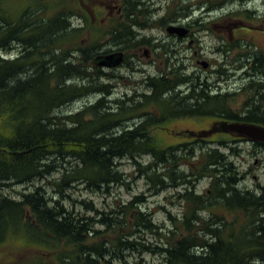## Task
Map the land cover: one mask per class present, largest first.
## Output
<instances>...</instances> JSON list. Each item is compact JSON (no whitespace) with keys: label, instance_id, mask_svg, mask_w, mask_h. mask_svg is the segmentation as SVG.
<instances>
[{"label":"trees","instance_id":"16d2710c","mask_svg":"<svg viewBox=\"0 0 264 264\" xmlns=\"http://www.w3.org/2000/svg\"><path fill=\"white\" fill-rule=\"evenodd\" d=\"M5 5L6 2L0 0V49L13 45L29 47L31 50L57 48L58 45L66 48L71 41L74 33L67 27L68 15L64 12H51L58 7V2L51 4L50 0H25L20 7L11 9H5ZM252 13L246 10L222 12L220 17L233 20L232 25L240 23L245 25L246 21H252L249 23L250 26L263 30L264 17L257 13L252 17ZM174 14L176 17L188 15L187 12H174ZM148 18L146 12L127 13L128 24L132 23V25L145 24ZM192 23L209 31L214 24L199 20H193ZM123 34L122 41L134 40V32L128 27ZM101 40L102 36L90 41L83 49L93 51L96 56L105 54V42H100ZM246 47L247 43L229 38L223 39L225 74L228 68L233 69L235 59L239 58L253 64L252 71L255 75L262 72L256 65L258 54L249 51ZM126 48L132 49L127 45ZM241 50L245 52L241 53ZM65 51L67 49H64V53ZM233 51L239 52L231 58ZM43 67L38 64L36 57L27 56V53H22L14 61L0 59V186L6 181H9L7 185L14 183L23 186L27 185L26 181L47 179L45 172L48 171V166L42 165L40 161L48 154L56 156L55 160L60 158L65 162L64 165L55 166L51 171L59 173L57 180L47 183L51 184L53 191L60 196L59 199L42 186L36 187L35 190L29 189L28 192L15 191L16 196H6L0 188V248L8 243L13 246L11 247L13 251L17 250L15 253H9L11 257L6 264L85 263V260L79 263L76 261L85 254L84 249H96L102 246L105 240L103 237H96L95 243L90 244L91 238L88 240L80 231L72 229L70 216L66 214L67 209L64 207L66 203H71L69 192L73 186L79 184L90 191L105 190L110 185L123 184V174L119 167L123 160L133 163L137 172L146 178L149 185L155 181L164 187V179L169 178L173 187L184 184L187 186L183 194L178 195L185 206L181 221L174 222L170 228L154 223L150 216L146 217L144 213L134 209L135 204L140 200L138 197H133L123 207L126 222L109 226L117 233L124 232L126 239L130 240L136 239L135 235L138 234L139 227L147 228L148 232L145 235H151L157 244L153 246L143 244V249L163 254L165 264H250L251 261L264 264V222L262 219H257L264 218V186H261L262 191L259 195H252V201H247L252 203L250 207L233 206L243 214L244 218L234 213L232 206L228 205L234 197L240 200L247 198L249 192L243 193L237 188L228 189L229 197L222 199L226 205L218 202L217 199L211 200L217 192L215 186L217 180L213 181L209 176L216 177L218 159L226 158L219 148L200 146L199 149L195 144L201 143L200 140L169 145L159 136L158 131L154 129L150 132L143 131L144 127L152 128L157 123L168 122L176 117H200L205 115V112L190 109L156 113L149 110L144 113L149 119L132 132H125L124 137L115 140L97 139L94 137L96 134L104 133L109 123L124 116L126 112H131L130 109L121 103L120 113L110 114L104 99L101 98L76 113L59 114L57 111L63 104L71 101L70 99L86 96L94 89L91 85L67 84L71 74L83 79L90 78L89 66L83 65L80 61L78 66L73 65L72 62L63 63L62 69L68 76L57 79L49 75L52 71L41 75ZM37 68L38 72L33 71ZM46 75L48 77L45 79ZM250 78L247 79L249 86L246 88L250 89L249 98L253 101L257 93H264V87L257 79ZM149 87L151 91L152 85ZM68 94L71 96L68 97ZM152 100L151 96L146 97L144 104H152ZM232 102H234L232 95L227 94L222 97V104L230 106ZM255 104L264 105V98L255 101ZM223 115L225 118L238 117L231 114L226 106ZM243 115L242 118L245 120L264 123L263 108H255ZM217 144L225 147L221 141H217ZM185 146L191 147L188 156L176 154L175 150ZM143 155H149L151 162L146 165L137 162ZM180 164L184 165L183 171L176 175L175 170ZM234 175L235 173L230 169V173L223 177L221 184L230 186L235 178ZM204 177L210 178L212 192L209 194L206 190L203 192L195 190L196 183ZM176 178L178 180L174 182ZM45 193L50 196L51 202H48ZM81 203L85 202L81 201ZM84 206L92 210L89 203ZM209 209V213L218 216L220 222H224L221 220L226 212L234 213L235 217L242 218L243 221L219 224L220 228L222 227L221 231L211 228L209 232L213 238L208 242L205 239L203 224L205 222L200 215ZM103 234L100 230H96V235ZM23 235L25 239L19 238ZM144 241L147 242V239L144 238ZM133 244L134 241L129 242L128 247H133ZM194 247L202 249L198 255L192 252ZM116 249V246L110 247L108 256L116 252Z\"/></svg>","mask_w":264,"mask_h":264},{"label":"bare ground","instance_id":"6f19581e","mask_svg":"<svg viewBox=\"0 0 264 264\" xmlns=\"http://www.w3.org/2000/svg\"><path fill=\"white\" fill-rule=\"evenodd\" d=\"M208 1V0H207ZM130 7H135V3L136 4H140V2H138V0H128ZM135 2V3H134ZM228 4L223 2V5L221 6V9L225 10V11H229L227 9ZM240 10H232L231 12H239ZM230 12V11H229ZM262 17H264V15H262ZM124 44H126L129 47H132V49L130 50L131 54L127 55V59L126 62L128 64V66L126 67V72L129 76L134 77V75H138L139 76V72L135 69V66L130 64V58L132 57L133 53L135 52L134 49H138L141 50L145 47L144 43L136 41V40H132L131 42H126V41H122ZM15 47L19 48V53L18 51L15 49ZM63 54H64V58L60 55L59 53V49L56 47H49L47 48H33L31 50V48L27 47V48H22L20 46L17 45H13L11 47H8L6 49H0V59L2 60H10V61H14L16 59L19 58V56L22 53H27L28 55L34 56L38 59V64H41L43 67V69L41 70V75H45L47 72L52 71L49 75H52L51 77H55L57 78H63V77H67L68 74L63 71V69L61 68L63 63L66 62H72L73 65L78 66L79 65V61L83 63V65L85 66H89L88 71L90 72V78L88 79H83V78H79L77 75L75 74H71L69 75L70 77L67 79V84H81V85H91L94 86V89L92 90V92L86 96L83 97H79V98H73L70 99L71 101L66 102L65 104L62 105V107H60V109L57 112H60L63 108H69L71 105H73L74 103L78 102V101H82L84 100L86 97H92V100H89L87 102H85L81 108L77 111H71L68 112V114H73L76 113L80 110H82L84 107L89 106V105H93L96 101H98L99 99H104V103L106 108L109 110V104L110 103H114L116 105H120L125 104V107H127V109H130L131 112H126V114H124V116L119 117L118 119H115L114 121H112L111 123H109L107 125V130L104 133H100V134H96L94 137L97 139H105V138H109V139H118L119 137H124V133L125 132H132L134 129L139 128L140 126H142L144 124V122H146L149 119V116L145 115V112H149V110L151 109V111H172V110H177V111H185V110H193L196 112H205V115H202L200 117H194V118H187V117H181V118H173L171 120H169L168 122H164V123H157L155 126H153L152 128L148 127H144L143 131L146 132H150L151 129H154L155 131L161 132V131H169L168 125H170L171 123L177 121V120H181V119H197L200 121H206L208 122V120L215 115H212V112L209 111H217V107L222 104V97L230 94L232 95V97L234 98V100H236L237 98H239L240 96H242L241 94H243L244 96H242V101L241 103H236V104H245V105H250L252 107L258 108V104H255V101H259L260 97L264 95V93L262 94H258L253 97V101H250V89L246 88L247 86H249L248 81L243 82L242 87L241 86H237V87H229L227 85V87H225V92L223 93V96H209L208 93L206 92V88H203V86H196L194 84V82H189V81H185V80H181V82L178 81L180 76H176L177 83H181L180 86H184L186 85L185 89L186 90V95H192L195 97V102L196 103H190L189 106L188 105H184L183 102V98H175L173 96V92L170 88H167V82H161L158 83V87H156L155 90H153L152 92L149 90L150 93H145V94H138V96L136 95V93H134V98L133 100L130 99L129 94H110L109 90L111 88V85L109 84V82H111V76L110 74H106L104 72H102L98 66H97V62L99 65V60L98 57L95 55V53L89 49H83L80 50L78 48L74 49L72 47H66L63 48ZM64 49H67V51H65L64 53ZM216 49L219 50L220 55L222 54V44L219 43V45L216 47ZM75 51V52H74ZM128 52V49H127ZM217 52V51H216ZM256 52V51H254ZM18 53V54H17ZM68 53H73L74 54V58L72 60H67V58L65 56H67ZM115 54H119L121 56L120 53H115ZM217 54V53H216ZM114 55V54H111ZM109 56V55H107ZM205 57V56H204ZM223 60V59H222ZM121 61V59H120ZM119 61V63H120ZM235 62L240 63L241 60L240 59H235ZM224 60L221 61L220 59L215 60L213 67L215 69L217 68H223L224 67ZM100 66V65H99ZM233 69L234 66H233ZM39 70L37 69H33V71H37ZM236 70V69H235ZM56 71V73L54 72ZM38 72V71H37ZM58 76V77H57ZM48 76L46 75L45 79ZM140 77V76H139ZM149 79H147L146 81H148ZM227 82V81H226ZM149 83H152L151 80H149ZM240 90L237 92V90ZM264 87V86H263ZM228 88V89H227ZM237 92V93H235ZM68 97L71 96V94L67 95ZM152 97V104H144V99L146 97ZM247 101L249 103H247ZM232 102L231 106L236 105ZM224 107H227V110L230 111L231 114H235V116L237 115L238 112L233 111L232 109H230L229 105H224L222 104ZM224 111V109H223ZM110 112V110H109ZM135 112V113H132ZM212 113V114H211ZM111 114V112H110ZM111 117V116H110ZM255 117V115H254ZM225 120H219V121H215L213 123H211L208 127L210 128L212 125H214L217 122H239V123H245V124H253V125H257L260 127H264L263 125H260L259 122L258 123H252L254 121H248L245 120L243 118L241 119H237L236 117H228L225 118ZM241 120V121H239ZM255 120V119H254ZM185 130V129H184ZM183 131V130H180ZM216 135H218L219 137H221L220 139L223 138H228V137H236V136H232L230 134L227 133H216ZM236 138H241V139H245L248 142H251L254 144V151L257 152H264V141H256V142H252L246 138L243 137H236ZM183 144V143H182ZM233 144H238V143H233V142H224L225 147H227V152H222L225 157L227 158H221L218 159V167L215 169L216 174V179L210 175L209 177L213 180L216 181L215 186L217 188V192L213 195V197L211 198V200H218V202L226 205V203H224L222 201V199H225L228 195V189L230 190V188L234 189L237 188L241 191H243V193L249 192V194H247V198H237L234 197L232 199L231 202H229L230 204L228 206H232V210H234L233 212L244 217L242 213H240L239 211H237L234 207H239V208H243V207H250L252 205V203L247 202L248 200L253 199L252 195H259V193L262 191V187H257L254 189H248L245 188L244 186H241V182L245 181L246 177H247V173H243L240 169L239 166L235 163L234 160H232L233 157H236V159L238 160L239 157H241V151ZM190 149L191 147L189 146H185V147H179L176 151V154L178 155H189L190 153ZM57 159L56 156H54L53 154H48L47 156L43 157L42 160L40 161V163L42 165L48 166V171L45 172V175L47 176H52L55 172L58 173L57 171H53L51 172L55 166H59V165H64L65 162L60 160H55ZM147 159V160H146ZM124 161V160H123ZM122 161V162H123ZM121 162V163H122ZM141 165H146L149 162H151V158L149 155H143L141 156V158L138 159V161ZM120 163V165H121ZM119 165V167H120ZM133 165V163H132ZM47 168V167H45ZM134 171L137 174V177L140 178L141 180L144 181V183L147 186V192L150 193L151 195H157L160 192H163L164 190L167 189H174V190H178L177 193V198L179 199V201L181 202V215L177 216V215H172L170 212H167V219H168V224L165 227L164 224H162L165 228H170L172 227V224L175 222H179L183 219V211H184V207L181 201V197L178 196L179 194H183V192L185 191L184 188H186L185 186H187L186 184L184 185H180L177 187H173L171 179L169 178H165L164 179V187L162 184H159L157 182H152V185L148 184L146 182V178L143 177L142 175H140V173L137 172L136 166L133 165ZM184 165L180 164L177 166V169L175 170L174 174H178L180 172L183 171ZM211 168H208V170ZM230 169L231 171H233L235 173L234 175V180L233 182H231L230 186H225L223 185V183L221 184L223 177L226 176L228 173H230ZM156 170H158V168H156ZM207 170V172H208ZM161 171V170H160ZM122 172V171H121ZM52 173V175H51ZM123 174V173H122ZM46 176V177H47ZM173 177H175V175H173ZM209 177H204L207 178L208 180V184L207 186L203 189V190H210V192H212V186L210 185V178ZM202 178V179H204ZM243 179V180H241ZM128 180L129 177H127L126 174H123V184L120 185H110L108 186L105 190H100V191H92L93 193L97 194V193H102L104 194L105 198H108L109 196H112V192L115 189H130V186L128 184ZM177 178L174 179V182H177ZM9 183V181H6L3 183V185L0 186L1 189H5L8 186H10L11 183L9 185H7ZM25 184L27 185H33V181H26ZM16 185V184H15ZM25 185V186H27ZM51 185V184H50ZM76 186V185H75ZM75 186H73L71 189H73ZM24 187V185H23ZM36 187L39 186H33L32 190H35ZM24 189V188H23ZM195 190H196V185H195ZM203 190L201 192H203ZM20 191H25L24 190H20ZM197 191V190H196ZM46 198L48 199V202H51L50 200V196H48L46 193ZM133 197H138L140 201H138L135 206L134 209L140 213H144L143 215L150 216L152 221L153 220V216L155 215V210L154 209H149L148 206V202L147 200H145V198H143L142 194H134L133 196L130 197V200H127L126 202H124L123 200H117V202L115 201V199L113 200L112 204L110 205V208L105 209V210H98L95 207H92L90 209H85L86 211L83 213L78 212L80 210V208L82 207V205H84L83 203L78 202V208L73 206V203H66L65 204V208L67 210L66 214H68L70 216L69 218V222L71 224L72 229L74 230H78L81 232L83 237H86L88 240L91 238L90 244L95 243V238L96 237H103L104 238V244L96 249H84L85 254L83 256H80L77 258V262H82V260H85V263L83 264H92L93 262H95V264H115L116 262L118 264H132L129 261L130 257L136 256V255H144V254H152L154 257H156L158 259L157 264H165L164 262V255L163 254H159V253H152L151 251H146L143 249V244H150L151 246L157 244L156 242H154V240L151 239V235H148L145 233L148 232L147 228L141 226L138 228V234L135 235L136 239H130L127 240L126 239V234H124V232L122 233H117L113 228L109 227L112 225H120L123 224V221L126 222V219H124L125 217L124 215V210L123 207L126 203H128L129 201L132 200ZM54 200V198H53ZM234 206V207H233ZM157 208L163 209V206H157ZM264 208V207H263ZM88 210H91L90 212ZM59 211V210H58ZM209 210H206L205 212L201 213L200 216H202L203 221L205 223H203L205 225V229L204 232L205 233V239L208 242H211L212 240V236L211 233L209 232L211 228H217V229H222V227L220 228L219 224H222L224 222H220L219 221V217L218 216H209ZM234 213L232 212H226L225 214H223L222 216V220L223 221V217L226 216L229 220H231L230 223H235L237 221H243L242 218H237L235 217ZM212 215V214H211ZM245 218V217H244ZM256 219V218H254ZM253 219V220H254ZM258 220H261L264 222V218L258 217ZM156 223V222H154ZM113 227V226H112ZM96 230H100L102 233H104L103 235H96ZM118 230V227L117 229ZM124 230V227H123ZM237 234V233H236ZM240 234V233H238ZM222 235V232H221ZM144 238L147 239V242L144 241ZM134 241V246L133 247H128V243L129 242H133ZM113 242V243H112ZM96 244H93V246ZM112 246H116V252H114L113 254L108 256V249ZM201 248L199 247H194L192 252L195 255H198L201 252ZM119 258H117V257ZM143 259V258H142ZM114 262V263H113ZM94 264V263H93ZM134 264H143L142 260H135ZM250 264H259L258 261H251Z\"/></svg>","mask_w":264,"mask_h":264},{"label":"flooded vegetation","instance_id":"af4514ba","mask_svg":"<svg viewBox=\"0 0 264 264\" xmlns=\"http://www.w3.org/2000/svg\"><path fill=\"white\" fill-rule=\"evenodd\" d=\"M85 0H75L73 4V10L71 12H88L91 14V17L95 18L97 12H105L106 21L108 24H104L105 28V55H111L115 53L121 54V61L117 65H113L114 60H111L109 63L110 66H99L98 68L106 73L110 74L111 88L109 90L110 94H129L126 90L121 91L118 85V81L124 78H127L129 75L126 72V67L128 66L127 59V48L126 44L122 42L124 37L123 32L127 29H131L134 32V40L144 43L145 47L141 50L134 49V53L130 58V64L135 66V69L139 72V78L135 81L132 80V90L129 94L130 99L133 100L134 93L138 94L150 93L158 87V83L167 82V88L171 87L173 96L175 98H183L184 105L190 103H196L195 97L192 95H186L187 88L186 85L180 86L181 83H177L176 76H180L178 81L181 80L194 82L196 86H203L206 88V92L209 96H223L225 92V87L227 83H224V67L215 69L210 60L206 59L202 54V49H200V33L202 30L200 27H196L192 24H183L182 20L176 18L173 12H222L221 6L223 5L224 0H205V2L200 1L199 3H191L190 0H138L140 4H136L135 7L129 8L128 0H105L103 3H96L93 0L88 7L85 6ZM135 1V0H133ZM58 12H67L64 10H58ZM128 12H146L149 16L145 24H128L127 13ZM157 12H163V15L155 19ZM167 14V15H166ZM71 18V15H69ZM90 17V18H91ZM67 27L75 34L76 30H80L84 23L85 18L82 17L81 26H71L69 19ZM168 25H178L183 26L187 30L184 37H178L175 34H169L167 32ZM159 32L157 33V31ZM156 31V34L155 32ZM154 33V34H152ZM121 38V39H120ZM197 49H193L194 47ZM60 55L64 58L63 49L61 45H58ZM190 49H193L191 52ZM133 50V49H132ZM186 51H189V54H185ZM217 55H220L218 49H216ZM130 50H128V53ZM259 58L256 60V65L262 70L259 74L255 75L252 71L253 64L248 62V60H241L240 63L234 62V68L236 71H243L240 77V84L237 86L243 85V82L247 78H255L257 81L264 86V55L259 53ZM243 57V56H242ZM67 60H72L74 58L73 53H68L66 56ZM62 68V67H61ZM187 68L193 69V71L187 72ZM128 75V76H127ZM130 77V76H129ZM128 77V78H129ZM151 80V84L149 80ZM206 86V87H205ZM240 90H237V92ZM235 92V93H237ZM260 98H264V95ZM260 103H262L260 101ZM230 107V106H229ZM259 109H264V105L258 106ZM224 106L221 104L220 107H217V111H209L215 114L208 120V125L215 121L225 120L223 115ZM232 109L237 113V119H241L244 113L253 111L254 107L245 104H236L231 106ZM109 110L111 113L119 114L121 111V106L114 103L109 104ZM241 121V120H239ZM202 122V121H201ZM258 123L259 122H252ZM264 126V123H260ZM191 141L200 140L202 143H208V139H195L189 138ZM221 142H233L245 145H250L252 153H255L254 144L248 142L245 139L228 137L220 139ZM207 193H210V190H207ZM209 216H212L209 214Z\"/></svg>","mask_w":264,"mask_h":264},{"label":"rangeland","instance_id":"374dc122","mask_svg":"<svg viewBox=\"0 0 264 264\" xmlns=\"http://www.w3.org/2000/svg\"><path fill=\"white\" fill-rule=\"evenodd\" d=\"M75 0H50L51 4H56L58 2V7L55 9H52L51 12H56L58 13V10H64L67 12H64L67 14L68 18L69 15H71V18L69 19L71 26H81L82 23V17L85 18V23L83 27L80 29L81 32L79 33L80 30H78L75 34H73V37L71 41L66 45V47H72L74 49L78 48L80 50H83L84 46L87 45L90 41H93L97 39L98 37L102 36V40L100 42H105V28L108 24V21H106V14L105 12H97V16L95 18L91 17V14L88 12H71L73 9V4ZM191 2L194 3H199L200 1L205 2V0H190ZM6 2V5L4 6L5 9L9 8H15V7H20L25 3V0H4ZM96 3H105V0H95ZM85 6L88 7L91 3H93V0H85L84 1ZM224 3H228L227 9L231 12V9L234 10H246L248 12H253L251 15L252 17H255V14H259L260 16L264 15V0H224ZM244 6H242V4ZM228 11V12H229ZM191 13V18L187 20H183L182 23L185 24H192L193 20H196L198 18H206L209 16L205 15V12H190ZM222 14L220 12L219 14L217 12L211 13V17L213 18H207V20H212V19H217L215 20V27L212 28V31H203L200 33V49H202V54L205 56L206 59L210 60L212 66L214 65L215 60L220 59L221 61L224 60L222 55H217L216 54V47L219 45V40L224 39L225 37L231 39V40H238L241 43L246 44L247 47L246 49H249V51L254 52L258 51V57L262 58L259 56V53H262L264 55V32H258L256 30H252L251 32L248 31L247 28H244L243 30H239L238 25L242 26L243 23L232 25L231 23L233 20H228V19H221L219 15ZM156 18H159L160 16L163 15V12H157ZM167 15V14H166ZM91 17V18H90ZM256 21V20H253ZM252 21H246V24L244 26H250L249 23ZM106 24V26H104ZM214 26V24H213ZM71 31V30H69ZM156 34V31H153ZM159 30L157 31V33ZM103 33V34H102ZM102 34V35H101ZM154 34V33H152ZM104 35V36H103ZM15 49L19 53V48L15 47ZM193 49H197L195 46ZM193 49H190L192 52ZM245 50V49H244ZM75 52V51H74ZM239 51H233L231 58H233ZM17 53V54H18ZM131 54L130 52H127V55ZM185 54H189V51H186ZM223 59V60H222ZM193 71L191 68H187V72ZM243 71H238L235 76L233 74H230L232 76H226L224 75V83L229 86V87H237L236 85L240 84V75ZM128 76V75H127ZM129 77V76H128ZM124 78L122 80L118 81V85L121 91L126 90L128 93L132 90V80L135 81L139 78L138 75H134V77L130 76L129 78ZM227 81V82H226ZM247 81V79H246ZM135 86V85H132ZM228 89V88H227ZM244 96L243 94H241ZM242 96L234 100V104L236 103H241L242 101ZM92 100V97H86L82 101H78L71 105L69 108L62 109L59 114H67L68 112L71 111H77L81 108V106L89 101ZM151 110V109H150ZM156 112V111H153ZM157 113V112H156ZM208 123L206 121H200L197 119H181L177 120L170 125H168L169 131H161L159 132V136L165 141V143L169 145H174V144H182L188 142V139H178L175 138L173 135L170 134V130L173 131H180L184 129H190V130H201V129H208ZM210 138V137H209ZM219 137L218 135L216 136H211V139H208L211 143H198L195 144V147L199 148L200 146L203 148H219L220 151L222 152H227V147H222L219 144H217L216 141H218ZM235 145L242 153L241 157L237 160L236 157H233L232 160L235 161V163L239 166V169L243 173H247V177L245 181L241 182V186H244L245 188L248 189H254L257 187L264 186V152L257 151L255 153H252L250 149V145H245V143L242 144H233ZM200 149V148H199ZM147 160V159H146ZM61 169V168H59ZM120 170L122 171L123 174H126L127 177H129L128 184L130 186V189H115L112 192V196H109L108 198H105L104 194L102 193H93L90 190H87L85 186L79 184L76 185L73 189L70 190L69 196L71 199V203H73V206L78 208V205L80 201H83L86 203H89L90 206L97 208L98 210H105L110 208V205L112 204L113 200L117 202V200H123L126 202L127 200H130V197L133 196L134 194H142L143 198L147 200L148 202V208L149 209H154L155 210V215L153 216L154 222L157 224H164L166 227L168 224V219H167V212H170L172 215H181V202L177 198V193L178 190L174 189H167L164 190L163 192H160L157 195H151L150 193L147 192V186L144 183L143 180L137 177V174L134 171L133 165L130 161L124 160L121 165H120ZM59 173H54L52 176H48L47 179H39V180H34L33 185L31 184L30 186H21V185H15L11 184L7 188H5L2 192L6 196H16L15 191H20V190H26L27 192L29 189H32V187L35 186H42L45 187L46 190L53 196L56 195L55 191H53L52 186L47 183H52L53 181L57 180L56 178L58 177ZM243 180V179H241ZM208 184L207 178L201 179L199 182L196 183V190L198 192H201ZM24 188V189H23ZM54 198V197H53ZM56 199H59L60 196L56 195ZM157 206H163V209L157 208ZM86 207L82 205L80 208L79 212L83 213L86 210ZM223 221L230 223L231 220H229L226 216L223 217ZM23 236H19V238L25 239ZM27 237H31V235H27ZM152 240L154 238L151 237ZM10 244L6 243L2 249L0 250V264H6L7 260L9 261L10 255L9 253H15L17 250H14L11 248ZM19 250V249H18ZM31 250V249H30ZM22 250H20V253ZM6 255V256H4ZM143 258V259H142ZM135 260H139L143 262V264H157L158 259L154 257L152 254H144L142 256L136 255L133 257L129 258V261L134 264ZM115 264H118L117 262Z\"/></svg>","mask_w":264,"mask_h":264},{"label":"water","instance_id":"95a60500","mask_svg":"<svg viewBox=\"0 0 264 264\" xmlns=\"http://www.w3.org/2000/svg\"><path fill=\"white\" fill-rule=\"evenodd\" d=\"M167 32L170 34H177L182 37L185 35L186 31L183 27L170 26L167 28ZM121 59L119 54L104 56L99 59L100 66H110L111 60H114L113 65H117ZM227 133L236 137H243L252 142L264 141V127H260L253 124H245L239 122H217L206 130H183L177 133V136L185 137H195V138H206L210 137L215 133Z\"/></svg>","mask_w":264,"mask_h":264}]
</instances>
